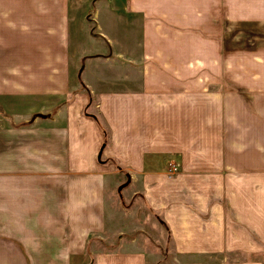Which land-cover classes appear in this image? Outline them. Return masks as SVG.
<instances>
[{
	"label": "crops",
	"instance_id": "1",
	"mask_svg": "<svg viewBox=\"0 0 264 264\" xmlns=\"http://www.w3.org/2000/svg\"><path fill=\"white\" fill-rule=\"evenodd\" d=\"M92 4L0 0V264H264V0Z\"/></svg>",
	"mask_w": 264,
	"mask_h": 264
},
{
	"label": "rangeland",
	"instance_id": "2",
	"mask_svg": "<svg viewBox=\"0 0 264 264\" xmlns=\"http://www.w3.org/2000/svg\"><path fill=\"white\" fill-rule=\"evenodd\" d=\"M88 1V0H86ZM92 1L89 0V5L86 7L88 12L92 13ZM94 24H90L89 31H93ZM236 30V29H235ZM236 41V40H235ZM237 42V41H236ZM102 146V145H101ZM123 180L115 189L118 192L120 186L126 182L124 176H120ZM113 192V191H112ZM114 198H117V194H112ZM121 219V218H120ZM124 222L127 224V228L135 226L136 232L133 234H138L140 237V241L145 250L151 252V256L149 258V264H229L233 262H237L239 260H244L245 255L240 254H230L227 259H224L223 262L217 263L212 260H186V261H177L176 256L173 254L171 248L169 247V237L167 235L160 236L158 231V226L152 217H124ZM142 225L137 229L136 225ZM107 240L104 242L103 248L106 250L119 248L120 244L116 238V234L112 231L111 227H108L106 230Z\"/></svg>",
	"mask_w": 264,
	"mask_h": 264
},
{
	"label": "built area",
	"instance_id": "3",
	"mask_svg": "<svg viewBox=\"0 0 264 264\" xmlns=\"http://www.w3.org/2000/svg\"><path fill=\"white\" fill-rule=\"evenodd\" d=\"M177 169H178L177 166H175V165H170L169 172H170V171H171V172H175Z\"/></svg>",
	"mask_w": 264,
	"mask_h": 264
},
{
	"label": "trees",
	"instance_id": "4",
	"mask_svg": "<svg viewBox=\"0 0 264 264\" xmlns=\"http://www.w3.org/2000/svg\"><path fill=\"white\" fill-rule=\"evenodd\" d=\"M104 142H106V138L104 139ZM88 264H92V261H91V262H89Z\"/></svg>",
	"mask_w": 264,
	"mask_h": 264
},
{
	"label": "water",
	"instance_id": "5",
	"mask_svg": "<svg viewBox=\"0 0 264 264\" xmlns=\"http://www.w3.org/2000/svg\"><path fill=\"white\" fill-rule=\"evenodd\" d=\"M123 186V185H122ZM122 186L119 188V190H121Z\"/></svg>",
	"mask_w": 264,
	"mask_h": 264
}]
</instances>
